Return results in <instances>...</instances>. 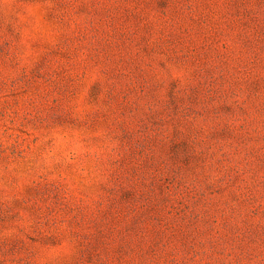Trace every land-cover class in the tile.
I'll list each match as a JSON object with an SVG mask.
<instances>
[{"label": "rangeland", "instance_id": "1", "mask_svg": "<svg viewBox=\"0 0 264 264\" xmlns=\"http://www.w3.org/2000/svg\"><path fill=\"white\" fill-rule=\"evenodd\" d=\"M0 264H264V0H0Z\"/></svg>", "mask_w": 264, "mask_h": 264}]
</instances>
